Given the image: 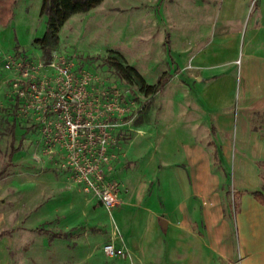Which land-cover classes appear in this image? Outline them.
<instances>
[{
	"label": "rangeland",
	"instance_id": "374dc122",
	"mask_svg": "<svg viewBox=\"0 0 264 264\" xmlns=\"http://www.w3.org/2000/svg\"><path fill=\"white\" fill-rule=\"evenodd\" d=\"M41 1L13 0L8 23L0 25V247L8 258L7 264H115L116 259L128 258V254L108 258L102 246L119 241L122 246L118 249H124L122 238L130 239L131 234L136 236L144 229V248L149 256L158 258L154 225L147 222L144 212L139 208L143 215L138 216L137 208L126 207V219L117 208L129 204L132 195L141 200L144 193L156 191L162 168L186 160L174 152L185 145L192 146L193 135L172 125V97L179 93L186 110V79L193 57L183 63L173 54L172 41L179 36L178 26L180 32L189 36L191 19H215L219 10L215 5L212 12L208 6L195 10L190 6L195 0H103L88 12L72 15L59 28L58 44L51 54L72 60L77 76L75 88L78 90L80 82H86L80 90L84 121L100 125L108 133L111 158L103 165V172L106 180L115 185L118 204L107 210L99 206L92 193L84 191L76 172L65 167L66 152L55 144L47 145L35 117L15 110L10 96V74L3 69V59H20L35 65L43 62L42 51L35 43L46 31L47 18L40 14ZM225 3L223 21H229L223 23L235 24L223 39V62L228 74L220 85L210 86L207 100L217 99L231 109L235 134L238 125L244 126L243 97H256L255 106L264 102V61H259L260 57L264 59V23L255 26L264 0H250L248 8L245 0ZM198 26L202 29L201 24ZM212 39L213 36L209 42ZM234 53L237 60L232 64L228 61ZM109 54L120 55L147 85H157L163 79L167 82L159 92L145 95L136 85L120 80L104 63ZM189 91L193 97L194 90ZM250 119L253 131L264 130V111L251 114ZM137 122L141 125L137 126ZM234 144L230 152L223 154V210L232 215L241 195L264 190V144L244 148ZM11 147L15 151L9 164ZM209 155L211 161L217 162L218 153ZM163 177L166 180L167 175ZM165 185H169L168 181ZM151 199L152 205L162 212L156 194ZM177 201L169 196L166 203L171 207ZM207 202L200 201L198 206H208ZM242 205L246 219L250 208ZM202 219L192 222L193 227L201 229ZM233 220L237 227L238 218ZM155 223L158 225L157 220ZM64 228L68 229L67 235ZM7 238L8 243L4 242ZM246 239L240 236V241ZM50 240L55 242L49 243ZM243 257L239 256L242 261ZM236 259L231 264H240Z\"/></svg>",
	"mask_w": 264,
	"mask_h": 264
},
{
	"label": "crops",
	"instance_id": "0c3cea01",
	"mask_svg": "<svg viewBox=\"0 0 264 264\" xmlns=\"http://www.w3.org/2000/svg\"><path fill=\"white\" fill-rule=\"evenodd\" d=\"M249 1L245 0L246 8L249 6ZM191 3L190 6L195 10L208 6L212 12L214 5L219 10V16L215 19L214 16L199 18L195 22L191 19L187 31L189 36L185 31L180 32L178 26L176 32L179 36L182 33L183 38L180 39L177 36V39L172 41V52L176 57L182 58L183 63L186 59L193 57L186 79L188 87L186 110L183 108V98L176 93L172 97L174 107L171 115V122L175 128L187 129L188 134L193 135L192 146L185 145L183 149H176L174 153L182 154L186 160L183 164L173 163L162 168L157 180L156 191L151 189L149 194L144 193L141 200L135 197L136 194L132 195L128 199L129 204L117 208L118 212H124L126 219L129 214L125 211L126 207L137 208V212L140 208L139 211L144 212L147 222L154 225L159 257L149 256L144 248V229L136 236L131 234L130 239L122 238L128 258L116 259L115 264H231L237 260V257L240 264H264V205L253 198L251 194L253 191L249 193L250 195L246 193L240 196L238 209L233 215L224 212L222 202L223 154L230 152L234 143L235 147L243 148L254 144H264V130L260 132L250 128L251 114L264 111L262 107L264 102L261 100L258 106H255L256 97L249 98L247 94L243 97L241 105L243 117L241 115V118L244 120V126L240 128L238 125L233 134L234 117L229 115L231 109L223 107V102L220 104L217 99L207 100L210 86L220 85L223 76L228 74L226 63L223 62V39L235 28V24L228 26L223 23L229 21L228 19L223 21L225 0H200L199 3L195 0ZM255 21L256 27L260 26L261 22L264 23V5L259 6ZM198 24L202 25V29ZM212 36L213 39L209 42ZM213 44L216 45L212 47ZM260 58V62L264 61ZM236 60L234 53L233 58L228 62L234 64ZM179 70L180 68L177 72ZM177 77L180 78L181 73H178ZM191 89L194 90L193 97L189 91ZM197 130L199 135L195 134ZM260 136H262L261 139ZM243 148L240 150L244 151ZM211 153H218L217 162L211 161L209 155ZM254 156L259 157V155ZM169 167L171 169L165 172ZM216 169L220 172L215 171ZM165 174L167 175L166 180L163 177ZM166 181L169 184L167 186ZM155 194L163 208L162 212L152 205L151 198ZM169 196L172 200L178 199L171 207H168L166 203ZM96 201L99 204V201ZM200 201L203 203L208 201V206H198ZM242 204H248L250 208L246 219L244 214L246 209ZM99 206L102 205L99 204ZM137 215L143 214L138 212ZM159 218L166 220L165 229L159 224ZM198 218H203L202 231L201 226L193 227L192 225V222L196 224ZM235 218L239 220L237 227L233 223ZM156 220L158 225L155 223ZM67 230L64 228L65 233ZM240 236H246L247 239L240 241ZM8 241L7 238L4 242L8 243ZM52 242L55 240L49 241V243ZM113 244L117 248L122 246L119 241ZM1 248L0 264H7L8 258ZM240 255L244 256L245 260L242 261L239 258Z\"/></svg>",
	"mask_w": 264,
	"mask_h": 264
},
{
	"label": "built area",
	"instance_id": "2783aa9c",
	"mask_svg": "<svg viewBox=\"0 0 264 264\" xmlns=\"http://www.w3.org/2000/svg\"><path fill=\"white\" fill-rule=\"evenodd\" d=\"M3 69L10 74L7 82L18 112L33 115L45 143L55 144L58 150L66 152L68 164L65 167L76 172L84 191L92 193L107 210L116 206L115 185L106 180L103 172V165L111 158L108 133L100 129V125L84 121L80 90L86 82H80L78 90L75 88L77 76L72 60L51 54L47 61L35 65L5 58ZM102 250L109 258L127 254L112 242L105 243Z\"/></svg>",
	"mask_w": 264,
	"mask_h": 264
},
{
	"label": "trees",
	"instance_id": "16d2710c",
	"mask_svg": "<svg viewBox=\"0 0 264 264\" xmlns=\"http://www.w3.org/2000/svg\"><path fill=\"white\" fill-rule=\"evenodd\" d=\"M13 0H0V25L4 26L10 19V7ZM103 0H42L40 14L46 16V31L41 38H37L35 43L39 46L43 54V60L47 61L51 56L52 49L58 44L59 28L74 14L85 13L97 7ZM104 63L113 69L120 80L129 85H136L139 91L145 95H152L159 92L166 79L161 80L157 85H147L141 75L131 66L124 63L123 58L117 54H109ZM15 110L17 102L13 101ZM128 121V119H125ZM140 125V122L135 123ZM15 148L11 147L9 152V164L14 155ZM264 181V177H261ZM253 198L264 205V190H256L252 193ZM58 237V234H53Z\"/></svg>",
	"mask_w": 264,
	"mask_h": 264
},
{
	"label": "water",
	"instance_id": "95a60500",
	"mask_svg": "<svg viewBox=\"0 0 264 264\" xmlns=\"http://www.w3.org/2000/svg\"><path fill=\"white\" fill-rule=\"evenodd\" d=\"M99 204H101V203L99 202ZM159 224L161 225V227H162L163 229L166 228V220H165V219H163V218H159Z\"/></svg>",
	"mask_w": 264,
	"mask_h": 264
}]
</instances>
